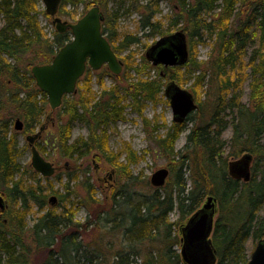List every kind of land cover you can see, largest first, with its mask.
Masks as SVG:
<instances>
[{
	"label": "trees",
	"instance_id": "16d2710c",
	"mask_svg": "<svg viewBox=\"0 0 264 264\" xmlns=\"http://www.w3.org/2000/svg\"><path fill=\"white\" fill-rule=\"evenodd\" d=\"M108 1L60 0L57 15L73 22L91 6L104 7ZM161 1L148 0L139 5L141 29L163 35L161 23L154 21ZM165 1L173 3L169 24L181 25L186 35L187 62L157 67L145 55L135 62L129 52L123 57V74L111 75L114 85L104 86L108 71L96 75L99 92L92 89V71L87 67L77 82L76 93L64 96L61 106L52 113L56 124L43 142L51 153L72 159L75 170L81 167L77 161L97 152L95 156L103 157L124 175L122 185L112 193L111 204L107 199L105 207L91 210L103 224L99 230L108 234L119 231L125 239L107 255L103 235L99 234L102 239L96 247L78 239L80 228L86 234L91 222L80 225L73 219L75 208L69 195L75 176L67 172L64 191L60 192L30 165L22 167L16 138L20 132L12 127L13 120L19 118L23 122L21 132L30 134L46 119L50 108L45 94L35 85L31 67L50 63L58 49L71 40V33L54 29L51 17L40 8V0H0V195L6 204L0 220V264H32V257L42 254L40 264H76L77 259L83 264H185L179 252L181 228L208 195L216 198L218 206L211 234L215 264L247 263L245 242L249 238L257 242L264 230V0H220V5L217 0ZM79 5L84 12L76 14ZM39 15L52 25L49 33ZM108 20L116 22L114 16H107ZM104 22L107 25L106 18ZM103 23L101 30L114 52L128 50L138 42L129 35L118 39L116 29H107ZM206 40L211 42V52L208 59L198 61L192 52ZM151 70L155 76H150ZM191 71L194 77L190 91L198 108L182 123H163L166 132L153 137L158 150L172 157V177L163 187L153 188L140 172L131 171L130 166L140 157L128 145L116 154L108 149L106 126L124 119L125 101L142 116L147 102L156 105L165 98L167 82L182 86ZM245 74L249 78L247 104L240 101L237 92ZM205 83L208 89L203 96L205 100L210 97L211 105V110L205 111L207 116L200 98L203 93L199 92ZM142 119L147 126L157 123V116L151 123ZM74 121L86 126L87 136L70 141ZM227 128L231 129L228 142L222 138ZM183 131H187L185 144L175 150ZM37 148L46 152L39 143ZM122 152L124 162L117 163ZM245 152L253 156L247 182L231 177L227 169L228 157L238 158ZM86 186L97 206L94 187L90 183ZM137 187H144L145 192L138 193ZM49 193L57 195V206L48 203ZM173 212L176 218L171 220ZM29 214H36L31 226L26 223ZM136 258L141 259L139 263Z\"/></svg>",
	"mask_w": 264,
	"mask_h": 264
},
{
	"label": "rangeland",
	"instance_id": "374dc122",
	"mask_svg": "<svg viewBox=\"0 0 264 264\" xmlns=\"http://www.w3.org/2000/svg\"><path fill=\"white\" fill-rule=\"evenodd\" d=\"M148 0H109L108 3L103 7L100 6V10L103 13L104 21L106 18L107 25L105 22L103 23L104 27L109 28H115L118 32L119 36L118 39H121L123 35H129L132 37H136L138 39V42L136 44H132L128 50H123L122 52L117 50L115 51L117 58L121 60L123 63L122 65V71L120 73L123 74L125 70V62L123 61V57L128 54L129 52L133 53V57L135 59V62H138L141 56H144L145 51L161 36L169 35L171 33H174L175 31L179 30L181 28V25H178L177 27H172L169 24V16L173 13L172 10V2L170 1H161L159 3V9L160 12L156 14L154 21H159L161 23L162 27V34L160 35L158 33L153 34L149 32V30H143L141 29V19L143 18L142 13L139 11V5H145ZM217 5L221 4L220 0H217ZM94 6V5H93ZM92 7V6H91ZM90 7V8H91ZM42 10H44V7L41 4L40 7ZM89 9V8H88ZM87 9V10H88ZM83 6L79 5L77 8L76 14L82 13ZM84 12V11H83ZM86 12V11H85ZM113 19V16L115 18V23L112 24L110 20ZM68 20L69 19H65ZM39 21L41 25L46 27V31L49 33L52 29V25L49 24L48 20L43 16L39 15ZM2 25V20H0V26ZM118 43V42H117ZM116 43V44H117ZM115 45V44H114ZM211 52V42H208L206 40L202 44H197V46L194 48L192 54L198 61H205L208 59L209 54ZM247 57L244 58V62H246ZM108 71L105 66H102V68L99 71H92V89L94 92H99V87L96 83V75L102 73V71ZM185 69L182 71L184 72ZM245 73L248 74V70L245 69ZM109 74H104L103 82L104 86L106 88L111 87L115 84V81L111 78V75H113L110 71H108ZM132 76H135L134 72H131ZM150 76H155L154 71L149 72ZM245 74V80L243 81L241 87L238 89V94L240 95V101L244 104H247L248 102V76ZM194 73L191 71V76L188 80V82L182 87L191 90L190 85H192L193 82V76ZM114 76V75H113ZM208 89L207 85L202 86L199 92H202V100H204V103L202 104V109L205 111L211 110V105L209 104V99L205 100L204 98V92ZM163 100L165 98H162ZM160 101L156 105H153L150 102H147L143 112L142 116H140L135 110H133L129 105V101H125V108H124V119L120 120L116 123H111L108 126H106V135H107V146L110 151H112L114 154L118 153L120 149H123L126 145H128L133 152L136 153V155L140 158H138V163L132 164L130 166L131 171L136 173H141L142 178L144 181L149 182L150 175L160 169V168H167L169 170V166L172 161V157L168 154H164L158 150L156 147V144L154 142L153 137H156L159 134H164L166 132V127L164 126H170L172 122V111L169 106L168 100L167 102ZM157 116V123L153 126L151 123L152 120L155 119ZM198 116V115H197ZM196 116V118H197ZM145 118L146 121H150L148 126L144 124L143 119ZM45 118H43V123H46V127L43 130L42 138L35 141L34 144L37 147L38 143L40 146L46 147V152L44 154L40 152V154L53 163V165L57 168L55 174L52 177H49L51 184L54 189H59L60 192H63V184L66 181V176L68 175L67 172H70L75 177L73 178L72 182L70 183L72 192L70 193V200L74 203L75 213H74V221L79 223L80 225L86 223V221L91 222V224L88 227L87 233L85 234L82 231V228L78 231L77 235L79 236L78 239H82L85 242H90V245L97 246L101 235L104 236V241L107 243V255H110L116 248L122 245V241L125 239L122 238L121 233L119 231L112 232L111 234L106 233L103 230H99L98 226H103V224L99 223V219L97 220V217H93V213L91 212L93 207H105V202H108V205L111 204V197L112 193L114 191H117L118 188L123 183L124 175L121 173H118L117 170L113 165L108 163L103 157H97L94 155L93 152L89 154L85 159H80L77 161L78 164L81 163V167L78 170H75V163L71 159L62 158L57 153H51L50 149L47 145H45L43 142L46 139L47 135L49 133H53V126L56 124L55 116H52L47 120V122L44 121ZM15 120H13L12 127L14 128ZM46 120V119H45ZM23 123V122H22ZM42 123V124H43ZM164 123V124H163ZM191 124L188 123L187 127H190ZM37 130H39V127L35 129L33 133H36ZM17 134V148L20 151L18 161L22 167L29 166L30 165V159H31V151L30 147L25 139V137L28 134H24L21 131ZM30 133V134H33ZM187 131H183L179 138L176 140L174 144L175 150H180L184 144H185V135ZM87 136V128L86 126L80 122V121H74L72 123V129H71V139L70 141H73L79 137L85 138ZM231 136V129L227 128L222 134V138L227 142L229 141ZM152 137V138H151ZM38 149V148H37ZM228 150V148H227ZM51 153V155L49 154ZM125 152H122L118 158V162L121 161L124 162ZM237 158L228 157V161L234 160ZM252 166V163H251ZM114 172H112L113 170ZM107 174H109L111 177L108 178ZM170 177H172V174L170 172ZM187 177V175L185 176ZM61 179V180H60ZM188 180V178H187ZM86 183H90L94 187V191L96 198L99 200V204L96 206L95 203H92L91 199L88 196L87 192V186ZM43 185H46L44 181H42ZM137 191L144 193L145 188L144 187H137ZM106 195V196H105ZM52 196H57L56 194L49 193L47 197V201L49 203V199ZM136 197V195H135ZM106 198V199H105ZM108 199V200H107ZM50 204V203H49ZM51 205V204H50ZM58 205V200L55 198L54 201V207ZM35 210V208H34ZM218 216V206L216 203V214L214 217V220H216ZM36 214H29L26 217V223L27 226H31L33 223V220L35 219ZM2 215H0V220L2 219ZM176 218V213L173 212L170 214V219L174 220ZM89 224V223H88ZM108 228V227H107ZM98 229V230H97ZM91 230V231H90ZM99 234H101L99 236ZM82 235V236H81ZM103 241V242H104ZM125 243V242H124ZM256 242L253 241L251 238H249L245 242V248L247 250L248 255H250L251 251L253 250ZM43 254L42 255H36L33 256L31 259L32 264H40L43 260ZM109 257V256H108ZM110 261H112V258H109ZM140 258H136V262H140ZM76 264H83L78 259L76 260ZM84 264H88L87 262Z\"/></svg>",
	"mask_w": 264,
	"mask_h": 264
},
{
	"label": "water",
	"instance_id": "95a60500",
	"mask_svg": "<svg viewBox=\"0 0 264 264\" xmlns=\"http://www.w3.org/2000/svg\"><path fill=\"white\" fill-rule=\"evenodd\" d=\"M46 15L51 17L54 29L59 32L67 30L71 33V40L58 49L48 64L34 65L31 75L37 88L45 94L50 112L58 109L64 96L76 93L77 81L84 74L88 66L93 71L102 66L115 76L122 71L123 63L117 58L109 41L102 33L104 21L103 13L98 5L89 8L76 21L71 22L57 15L60 0H40ZM145 58L153 66L172 67L184 65L188 60L187 38L182 29L156 40L144 53ZM164 96L168 99L172 111V121L182 123L198 108L191 91L181 87L174 81H169L164 86ZM46 127L42 124L34 134L25 137L31 151L30 167L42 177H52L55 166L46 160L36 148L34 142L41 136ZM23 129L22 121L17 118L14 130ZM253 156L246 152L237 159L228 162V174L238 180L247 182L251 178V163ZM169 170L160 168L154 171L149 178V183L154 188L163 187ZM55 196L49 199L54 205ZM216 198L206 196L202 206L194 212L181 228L180 255L185 264H215L216 250L213 246L211 233L216 214ZM6 208L3 197L0 195V211ZM246 264H264V230L262 237L256 242Z\"/></svg>",
	"mask_w": 264,
	"mask_h": 264
},
{
	"label": "flooded vegetation",
	"instance_id": "af4514ba",
	"mask_svg": "<svg viewBox=\"0 0 264 264\" xmlns=\"http://www.w3.org/2000/svg\"><path fill=\"white\" fill-rule=\"evenodd\" d=\"M157 67H158V66H157ZM86 69H87V68H86ZM56 169H57V168L55 167V172H56ZM112 170H113V169H112ZM112 172H114V170H113ZM107 177L110 178L111 176H110L109 174H107ZM1 214H2V212L0 211V215H1Z\"/></svg>",
	"mask_w": 264,
	"mask_h": 264
}]
</instances>
